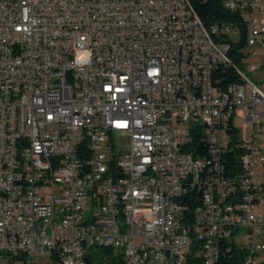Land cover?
<instances>
[{
    "label": "built area",
    "instance_id": "1",
    "mask_svg": "<svg viewBox=\"0 0 264 264\" xmlns=\"http://www.w3.org/2000/svg\"><path fill=\"white\" fill-rule=\"evenodd\" d=\"M188 3L0 0V264H264V0Z\"/></svg>",
    "mask_w": 264,
    "mask_h": 264
},
{
    "label": "trees",
    "instance_id": "2",
    "mask_svg": "<svg viewBox=\"0 0 264 264\" xmlns=\"http://www.w3.org/2000/svg\"><path fill=\"white\" fill-rule=\"evenodd\" d=\"M190 2L191 3L189 4L192 7L193 11L197 13V15L201 18V20L207 27H211L214 24H220L222 22H235L242 18V16L237 12H233L227 9L224 5V0H190ZM244 33L245 29H243V34ZM234 45L236 46V49L240 48L244 45V40L241 39L239 43H234ZM242 57L246 56L241 52L237 55L236 61L242 62ZM218 75L224 76V78L221 80L222 82H230L236 79L235 74L222 69L221 72H218ZM239 155L240 151L238 148H231L226 152V158L228 160V162L226 163V169L229 172L232 173L240 170V165L238 162ZM100 258L101 256H95L90 264L99 262Z\"/></svg>",
    "mask_w": 264,
    "mask_h": 264
},
{
    "label": "bare ground",
    "instance_id": "3",
    "mask_svg": "<svg viewBox=\"0 0 264 264\" xmlns=\"http://www.w3.org/2000/svg\"><path fill=\"white\" fill-rule=\"evenodd\" d=\"M188 11L194 12L189 3H188ZM203 170H206V163L196 162L195 165H193V176H202Z\"/></svg>",
    "mask_w": 264,
    "mask_h": 264
},
{
    "label": "rangeland",
    "instance_id": "4",
    "mask_svg": "<svg viewBox=\"0 0 264 264\" xmlns=\"http://www.w3.org/2000/svg\"><path fill=\"white\" fill-rule=\"evenodd\" d=\"M79 59H81V60H86V58H84V57H78ZM255 59V57H249V59H248V61H252V60H254ZM228 137H229V135H228Z\"/></svg>",
    "mask_w": 264,
    "mask_h": 264
}]
</instances>
